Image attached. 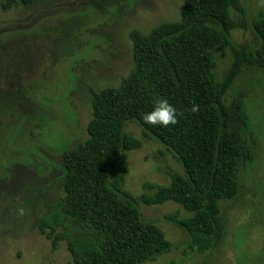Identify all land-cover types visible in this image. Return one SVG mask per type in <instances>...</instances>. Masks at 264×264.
I'll return each instance as SVG.
<instances>
[{"label":"rangeland","instance_id":"obj_1","mask_svg":"<svg viewBox=\"0 0 264 264\" xmlns=\"http://www.w3.org/2000/svg\"><path fill=\"white\" fill-rule=\"evenodd\" d=\"M0 0V264H71L66 244L56 250L38 229L48 206L63 197L62 154L83 143L91 91L117 87L133 68L131 33L148 34L176 22L184 0ZM230 9V44L260 48L251 24L264 0H239ZM228 45L213 50L219 82L232 62ZM224 103L239 102V134L253 152L241 168L243 190L219 206L228 221L212 253L187 249L189 237L169 217L191 214L180 205L138 203L144 222L161 228L170 251L145 264H264V67L243 68ZM124 131L141 142L128 152L123 190L152 195L144 184L167 185L181 165L134 121ZM70 233L82 238L79 226ZM60 231V228L57 229Z\"/></svg>","mask_w":264,"mask_h":264},{"label":"trees","instance_id":"obj_2","mask_svg":"<svg viewBox=\"0 0 264 264\" xmlns=\"http://www.w3.org/2000/svg\"><path fill=\"white\" fill-rule=\"evenodd\" d=\"M231 8L243 11L239 0H184L176 22L146 35L131 33L133 68L117 87L91 91L88 137L62 154L63 197L48 206L37 226L52 250L65 242L71 264H145L169 252L161 228L142 220L139 202L169 201L190 213L169 217L189 237V251L212 253L222 244L228 221L219 203L241 193L239 173L253 159L239 134L240 103L227 105L223 97L244 67H264V15L251 24L260 48L246 52L230 44ZM220 45L230 46L232 56L221 82L213 57ZM157 99L175 107V126L145 123L142 117ZM130 121L162 143L184 172L171 174L167 185L144 184L155 192L138 198L123 190L128 152L141 147L124 131ZM70 224L85 235H72Z\"/></svg>","mask_w":264,"mask_h":264},{"label":"clouds","instance_id":"obj_3","mask_svg":"<svg viewBox=\"0 0 264 264\" xmlns=\"http://www.w3.org/2000/svg\"><path fill=\"white\" fill-rule=\"evenodd\" d=\"M198 108L193 107L192 111ZM145 123L153 126L167 128L177 124V110L166 99H157L154 103L152 111L143 115Z\"/></svg>","mask_w":264,"mask_h":264}]
</instances>
